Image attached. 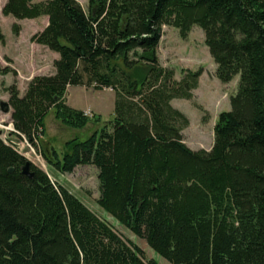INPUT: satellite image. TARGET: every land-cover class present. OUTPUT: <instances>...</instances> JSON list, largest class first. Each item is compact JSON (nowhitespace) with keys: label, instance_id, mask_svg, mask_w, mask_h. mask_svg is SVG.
I'll list each match as a JSON object with an SVG mask.
<instances>
[{"label":"trees","instance_id":"obj_1","mask_svg":"<svg viewBox=\"0 0 264 264\" xmlns=\"http://www.w3.org/2000/svg\"><path fill=\"white\" fill-rule=\"evenodd\" d=\"M1 12L47 16L30 40L58 53L23 96L6 89L14 130L36 144L51 108L67 127L101 124L61 153L42 147L48 168L96 166L99 206L171 264H264V0H6ZM163 25L181 37L199 26L218 80L239 76L208 151L184 143L189 120L170 104L192 98L202 70L173 80L159 65ZM71 86L111 89L112 118L69 106ZM26 162L0 139V264H159L40 167L24 175Z\"/></svg>","mask_w":264,"mask_h":264},{"label":"rangeland","instance_id":"obj_2","mask_svg":"<svg viewBox=\"0 0 264 264\" xmlns=\"http://www.w3.org/2000/svg\"><path fill=\"white\" fill-rule=\"evenodd\" d=\"M5 1L0 0V31L4 36V42H0V69L6 68L10 71L5 75L0 72V138L7 135L15 141L16 144L13 146L29 162L46 171L56 184L70 191L92 212L108 223L124 240L138 246L146 261L154 259L159 264H171L157 255L143 238L132 233L99 206L97 199L100 191L96 166L79 165L70 173H59L48 168L40 154L42 147L51 146L61 153L66 140L71 138L84 140L93 131L99 129L101 124L90 123L81 129L67 127L55 117L54 109L51 108L44 117L45 134L41 136L39 134L38 144L30 145L33 151L26 144H21L23 138L20 139L17 134L7 130L12 123L11 109L4 112L1 108L2 103L9 105V93L6 89L15 84L19 95L23 96L26 85L31 79L28 80V78L32 74L45 75L55 71L53 61L58 57V53L46 47L42 55L43 49H37L34 42L30 40L33 34L46 26L45 15L25 19L3 15L1 8ZM78 1L86 10L88 0ZM14 25L18 27L17 33L13 31ZM157 55L159 65L173 72V80H179L185 69L195 71L200 68L202 70L192 98L177 99L173 102V107L184 113L189 120L188 126L182 130L183 140L192 148L207 147L213 142V127L218 114L230 109L229 97L237 90L239 76L235 75L228 83L218 80L215 76L216 64L204 44L203 30L197 25L192 26L186 37H181L177 28L163 25ZM11 70H15L16 75ZM66 102L75 109L85 111L89 116L100 115L102 121L109 120L113 116L114 96L113 92L107 88L94 90L91 86H71L66 93Z\"/></svg>","mask_w":264,"mask_h":264},{"label":"crops","instance_id":"obj_3","mask_svg":"<svg viewBox=\"0 0 264 264\" xmlns=\"http://www.w3.org/2000/svg\"><path fill=\"white\" fill-rule=\"evenodd\" d=\"M34 2H38L39 0H33ZM78 1V0H77ZM79 2V1H78ZM80 3V2H79ZM45 20H46V25H47V22H48V18H47V16H45ZM35 45H36V48L38 49V48H42L43 49V52H42V55L44 54V52L46 51V47H44V46H42V45H39V44H36V43H34ZM35 50V49H34ZM58 58V57H57ZM54 59H56V58H54ZM54 72H51L50 74H53ZM33 75H35V74H32L29 78H28V80L33 76ZM46 75V74H45ZM233 80V79H232ZM231 80V81H232ZM230 81V82H231ZM69 88L70 87H68V89H67V92H68V90H69ZM196 90V89H195ZM195 90L193 91V92H195ZM110 91L111 92H113L111 89H110ZM113 96H114V92H113ZM175 100H177V99H172L171 101H170V104L173 106V102L175 101ZM85 112V111H84ZM185 142V141H184ZM186 143V142H185ZM212 144H213V142H211L207 147H198V148H192L188 143H186V145L189 147V148H191L192 150H198V149H204V150H209L210 148H211V146H212Z\"/></svg>","mask_w":264,"mask_h":264},{"label":"built area","instance_id":"obj_4","mask_svg":"<svg viewBox=\"0 0 264 264\" xmlns=\"http://www.w3.org/2000/svg\"><path fill=\"white\" fill-rule=\"evenodd\" d=\"M7 130H9L10 132H13V133L17 134V136H18L20 139L23 138V140H22L23 142H22L21 144H23V143L26 144V146L30 147L31 150L33 151L32 146H30L31 144L28 143V141L24 138V136L19 135L18 132H16V131L14 130L12 124L9 125V128H8ZM0 139L3 141V143H5V144H7V145H10L11 147H13V148L15 149V147H14L13 145L16 144V142L13 141L12 139H10L9 137H7V135L3 136V138H0ZM15 150H16V149H15ZM16 151L19 152L18 150H16ZM19 154H21V153L19 152ZM21 155H23V154H21ZM23 156H24V155H23ZM24 157H25V156H24Z\"/></svg>","mask_w":264,"mask_h":264},{"label":"water","instance_id":"obj_5","mask_svg":"<svg viewBox=\"0 0 264 264\" xmlns=\"http://www.w3.org/2000/svg\"><path fill=\"white\" fill-rule=\"evenodd\" d=\"M1 108H2V110L4 111V112H8V111H10V106L8 105V104H6V103H2L1 104ZM9 171H12V169H10ZM21 172L24 174V175H26V176H28V177H31L32 176V172H30L29 171V162H26L25 164H24V166L22 167V169H21Z\"/></svg>","mask_w":264,"mask_h":264}]
</instances>
